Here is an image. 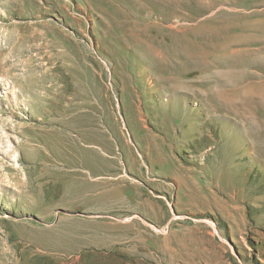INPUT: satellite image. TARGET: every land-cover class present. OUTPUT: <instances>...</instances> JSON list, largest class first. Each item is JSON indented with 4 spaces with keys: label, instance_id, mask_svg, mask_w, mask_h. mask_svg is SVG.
<instances>
[{
    "label": "rangeland",
    "instance_id": "obj_1",
    "mask_svg": "<svg viewBox=\"0 0 264 264\" xmlns=\"http://www.w3.org/2000/svg\"><path fill=\"white\" fill-rule=\"evenodd\" d=\"M123 21L178 52L157 69ZM0 264H264V0H0Z\"/></svg>",
    "mask_w": 264,
    "mask_h": 264
},
{
    "label": "bare ground",
    "instance_id": "obj_2",
    "mask_svg": "<svg viewBox=\"0 0 264 264\" xmlns=\"http://www.w3.org/2000/svg\"><path fill=\"white\" fill-rule=\"evenodd\" d=\"M129 14V13H128ZM67 16V15H66ZM130 18V17H129ZM153 24V23H152ZM120 28L122 29L123 26L124 28L128 29V33L130 35V37H132L133 40H135V38L137 39L134 43L135 46H138V48L141 51V54L144 56V59H146V61H150L152 62V64H154L155 66H157V69H162L163 66V61H166V50L168 49H173L174 51L173 54L175 55L178 51H177V46H167V45H162L160 44L155 45L153 44L154 42H156L155 40L153 41V39H151V36H148L145 34H143V31L145 30V32H147L149 30V28L145 27V24H139V22L136 24L135 28L133 26H131L130 21H123L119 23ZM128 26V27H127ZM158 29V28H157ZM175 30H178V27L173 28ZM155 33V32H154ZM128 35V37H129ZM158 38L156 35H153V37ZM129 37V38H130ZM160 38V37H159ZM65 49H67L68 44L66 43L64 45ZM61 49V48H60ZM64 49V48H63ZM69 49V48H68ZM71 51V49H70ZM73 51V50H72ZM75 51V50H74ZM67 53V52H66ZM60 54H64V52H60ZM71 54V53H70ZM201 55V54H200ZM205 55V54H204ZM61 56V55H60ZM62 57L59 61V64L55 67V72L56 70L60 71V76L62 78V80H64L63 78H65V81H67V78L69 77L67 72L70 70V68L72 67L73 69H76L78 67H83V60L82 57L80 55H77L76 57L72 58V59H67L65 57ZM85 56V55H84ZM207 57V56H206ZM208 58V57H207ZM31 60V59H30ZM53 60V59H52ZM51 60V61H52ZM170 60V59H169ZM174 60V59H173ZM28 60H26L27 62ZM67 61H71L72 65H67L66 62ZM176 61V60H175ZM30 62V61H29ZM68 63V62H67ZM208 65H212L213 67H215V65L213 64L212 60H207L206 62ZM26 64V63H25ZM28 64V63H27ZM52 64V63H51ZM37 67V66H36ZM37 69V68H36ZM35 69V70H36ZM39 69V68H38ZM33 73V72H31ZM29 73L27 76V82H30L29 84V88L30 90H34L35 88L37 89H41L44 88L43 84L41 85V83H39L38 81L40 80H45V76L39 77V76H35L33 74ZM35 74V73H34ZM43 74V73H42ZM41 74V75H42ZM45 74V73H44ZM221 74V73H220ZM219 74V75H220ZM218 76V75H217ZM222 76V75H221ZM220 76V78H221ZM252 76V75H251ZM52 77L54 79L59 78L57 75H52ZM171 77V76H170ZM173 77V76H172ZM224 77V79H221L220 81L222 82V91L228 90L231 91L235 94H239L240 96H242L241 91L244 88H247L248 86H250L251 84H244L246 83V80H241L239 82H232L229 79H226L227 77L222 76V78ZM240 78V77H239ZM166 80H161L162 83L167 85V89L169 91H175L176 89L180 88V85L178 84V82L173 79V78H165ZM61 80V79H60ZM34 81H37L38 84L35 86L34 85ZM46 81V80H45ZM59 81V80H58ZM250 81V80H249ZM43 82V81H42ZM194 82V81H193ZM253 82V81H252ZM249 83V82H248ZM69 84L67 83L66 87H68ZM36 90V89H35ZM188 90V89H186ZM33 92V91H32ZM28 96V95H27ZM74 99V98H73ZM37 100V99H36ZM82 101V100H81ZM80 102V101H79ZM70 103V102H69ZM81 103V102H80ZM75 104V103H73ZM69 106V105H68ZM40 107V106H39ZM81 108V104H76V105H70V107L68 108V115L63 117V123L67 126H73L75 127V129H78V131L81 129L82 130V122H83V116L80 113H76L73 114L71 113L72 111H76L78 109ZM34 111V115L36 116H41L39 114L38 111H36V109H33ZM81 111V110H80ZM84 112V111H83ZM41 118H45L41 117ZM62 119V118H61ZM76 126H74L72 124V122H76ZM82 121V122H81ZM51 122V121H50ZM51 124V123H50ZM54 124V123H53ZM56 124V123H55ZM33 130V129H32ZM45 133V138L48 140H50V142L52 144H54L55 146H57L58 148L61 149V153L65 156H68V154L72 153L75 156V150L77 145H75V143L72 142V139L64 132H62L61 130L58 129H50V130H46L44 131ZM75 141V140H74ZM45 144V143H44ZM92 150L94 151H98V146L97 144L94 142L92 143ZM37 152V150L35 151ZM77 157V156H76ZM42 160H46V159H42ZM135 160H133L134 162ZM46 162V161H45ZM43 168H41L39 170L40 174L38 175V177L36 178V193H37V202L41 205V206H46L48 205V203L53 200V198L55 197V195H58L59 190L57 191L56 188L59 186V183L57 181H54V179L52 178V175L50 173V169L47 164H44V166H42ZM77 172H79L77 170ZM56 180V179H55ZM112 181V180H111ZM111 181H105V182H98V184L100 185H107L108 182ZM120 180H116L115 182H119ZM61 192V191H60ZM117 198H121L123 197V195H121L120 193H118ZM114 198V197H113ZM121 201V200H120ZM119 202V201H118ZM117 203V202H116ZM115 204V203H114ZM126 206V205H125ZM122 206L121 207H125ZM115 207V206H113ZM51 208L47 207L44 208V211H49ZM61 222V221H60ZM62 225L60 226L61 229L63 230H70V228L67 226L66 221L62 220ZM47 231L51 234H55L57 235V237H60L61 240H64L65 237H69L70 234L67 233H63L60 230L54 229V228H50L47 229ZM24 233V231H23Z\"/></svg>",
    "mask_w": 264,
    "mask_h": 264
}]
</instances>
